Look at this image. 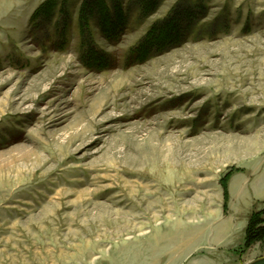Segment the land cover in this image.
<instances>
[{"label": "rangeland", "instance_id": "374dc122", "mask_svg": "<svg viewBox=\"0 0 264 264\" xmlns=\"http://www.w3.org/2000/svg\"><path fill=\"white\" fill-rule=\"evenodd\" d=\"M46 1L0 0V264H164L231 209L236 247L198 264L264 258L243 251L264 204L249 213L236 195L264 158V0H153L147 15L126 0L114 42L91 20L102 69L86 65L84 0L33 22ZM174 11L180 40L132 64Z\"/></svg>", "mask_w": 264, "mask_h": 264}, {"label": "trees", "instance_id": "16d2710c", "mask_svg": "<svg viewBox=\"0 0 264 264\" xmlns=\"http://www.w3.org/2000/svg\"><path fill=\"white\" fill-rule=\"evenodd\" d=\"M143 0L141 6V12L147 15V11L151 9V1ZM126 0H84L79 12V31L82 38V46L86 52V65L90 68L102 69L106 64V58L97 50L94 36L91 31V20L96 17L98 20L97 28L101 30L103 38L107 41L114 42L118 39L120 33L125 30L127 26V10L125 5ZM57 6L56 0H48L43 3L34 13L32 21L38 22L40 19L52 17ZM150 6V7H148ZM149 9V10H148ZM176 11V10H175ZM173 12L170 16L164 20L155 23L148 31L146 37L140 42L138 46L130 51L128 60L134 64L135 61L147 59L151 55L152 46L157 49L165 48V43L174 42V38L181 36L180 25L178 23V14ZM69 25L67 24V27ZM174 40V41H173ZM178 40H180L178 38ZM180 42V41H179ZM178 43V42H177ZM166 47L165 49H167ZM165 49H162L165 50ZM230 175H228L222 182L225 190L224 198L227 207L229 199L227 184ZM257 244L264 245V209L252 212L249 223L245 232V242L243 251L251 249Z\"/></svg>", "mask_w": 264, "mask_h": 264}, {"label": "crops", "instance_id": "0c3cea01", "mask_svg": "<svg viewBox=\"0 0 264 264\" xmlns=\"http://www.w3.org/2000/svg\"><path fill=\"white\" fill-rule=\"evenodd\" d=\"M253 184V189L250 193L242 198L243 188L246 185ZM236 189L237 199L241 198L242 202L246 206V210L249 213L255 209H259L264 204V158H260L259 163L255 168L251 169L250 175L246 178L245 182L238 183ZM240 196V197H239ZM239 212H233L227 215V221L225 226H219L215 228H207L204 231L198 230V225L194 229H189L186 232L187 227L183 234L177 241L178 252L172 259L169 256H164V264H198L203 256L197 255L198 252L207 250V253H217L219 250H230L235 248L234 236L238 232V225L233 220L236 214ZM211 260H215L214 264H226L224 261L217 260V256H212ZM207 262V261H206Z\"/></svg>", "mask_w": 264, "mask_h": 264}, {"label": "water", "instance_id": "95a60500", "mask_svg": "<svg viewBox=\"0 0 264 264\" xmlns=\"http://www.w3.org/2000/svg\"><path fill=\"white\" fill-rule=\"evenodd\" d=\"M250 264H264V258H261L259 260H256V261H254V262H252Z\"/></svg>", "mask_w": 264, "mask_h": 264}, {"label": "bare ground", "instance_id": "6f19581e", "mask_svg": "<svg viewBox=\"0 0 264 264\" xmlns=\"http://www.w3.org/2000/svg\"><path fill=\"white\" fill-rule=\"evenodd\" d=\"M156 186H158V185H156ZM154 187V186H153Z\"/></svg>", "mask_w": 264, "mask_h": 264}]
</instances>
